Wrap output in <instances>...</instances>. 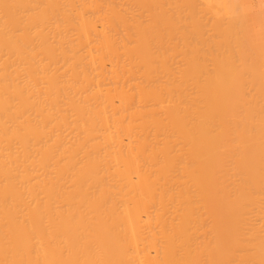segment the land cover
<instances>
[{
	"label": "bare ground",
	"instance_id": "bare-ground-1",
	"mask_svg": "<svg viewBox=\"0 0 264 264\" xmlns=\"http://www.w3.org/2000/svg\"><path fill=\"white\" fill-rule=\"evenodd\" d=\"M119 59L116 0H0V264H264V85Z\"/></svg>",
	"mask_w": 264,
	"mask_h": 264
},
{
	"label": "rangeland",
	"instance_id": "rangeland-1",
	"mask_svg": "<svg viewBox=\"0 0 264 264\" xmlns=\"http://www.w3.org/2000/svg\"><path fill=\"white\" fill-rule=\"evenodd\" d=\"M116 48L122 63L145 55L175 65L189 94L233 55L263 86L264 0H116Z\"/></svg>",
	"mask_w": 264,
	"mask_h": 264
}]
</instances>
